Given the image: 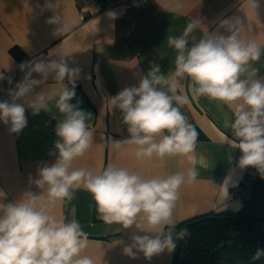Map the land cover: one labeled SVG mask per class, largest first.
<instances>
[{"label":"crops","instance_id":"1","mask_svg":"<svg viewBox=\"0 0 264 264\" xmlns=\"http://www.w3.org/2000/svg\"><path fill=\"white\" fill-rule=\"evenodd\" d=\"M129 1L0 0V72L19 70L22 75L15 77L19 82L25 74L19 67L22 62L64 57L70 67L81 69L75 97L69 102L78 103L79 109L92 116L87 124L93 132V144L74 161V168L98 173L115 164L145 178L186 174L189 168H195L199 173L196 181L180 188L174 213L177 227L209 213L238 212L244 204L231 197L230 189L244 177L246 168L238 167L239 151L227 144L231 130L225 127V120L232 118V113L226 105L194 96L190 82L182 81L177 94L189 96L190 103L180 110L198 134L195 152L191 158L137 160L127 145L121 149L112 146L111 140H123L129 134L120 111L111 109L108 99L125 87L137 85L134 73L146 74L152 64H158L164 75L173 71L176 51L168 46L167 36L182 35L194 20L200 21L192 34L197 40L207 31L230 35L222 22L239 20L236 28L241 38L264 48V0H255L256 8L251 0H150L128 7ZM46 2L58 7L53 11L45 7ZM110 12L116 14L115 19L108 15ZM57 14L62 17V32H57L60 26L47 22ZM192 43L190 39L189 46ZM254 66L264 77V55ZM32 78L40 76L33 73ZM5 87L6 83L0 82V95ZM42 88L50 97L51 112L41 111L34 116L26 108L27 126L19 134L10 133L9 125L0 122V202H13L28 192L47 197V190L30 183V177L38 179V167L55 162L56 157L49 153L55 151V127L63 117L55 107L59 85L50 77L33 94ZM73 208L75 218L88 234L89 244L83 255L93 258L95 264H173L175 251H164L150 260L136 250L135 259L125 256L122 249L131 243L132 235L143 233L135 227L125 230L120 225L105 224L91 194L83 188L75 191L71 201L54 204L50 213L57 219L71 218ZM214 264L229 263L219 259ZM258 264H264V259Z\"/></svg>","mask_w":264,"mask_h":264},{"label":"clouds","instance_id":"2","mask_svg":"<svg viewBox=\"0 0 264 264\" xmlns=\"http://www.w3.org/2000/svg\"><path fill=\"white\" fill-rule=\"evenodd\" d=\"M252 6L257 7L255 0ZM55 11L58 4L46 2ZM113 19L115 13H108ZM49 24L64 30L62 17L53 15ZM228 20L221 26L230 35L207 33L197 40L194 31L200 21L187 24L182 35L167 36V44L176 51L173 71L164 75L158 64H152L146 74L138 76V84L123 88L109 98L111 109H118L127 126L128 138L112 141L115 149L127 145L137 160L185 156L191 158L196 150L197 132L181 112L190 103L187 94H177L178 85L188 80L194 96H204L226 105L232 118L225 120L231 137L230 148L241 153L238 167L254 168L264 177V77L258 75L264 48L255 41L239 35L236 24ZM193 43L189 46V40ZM22 79L10 88V101H0V122L9 125L10 133L19 134L27 126L26 108L32 114L51 112L49 95L35 92L51 77L58 85L55 107L62 114L55 127V162L38 167V179L31 180L47 197L31 192L9 202H0V264H95L83 255L89 244L88 234L75 218H56L50 208L57 202L71 201L76 190H87L96 205L99 218L108 225H120L138 233L124 246L125 256L135 259L136 251L151 259L164 251L172 253L177 242L189 236L187 228L177 230L174 213L180 198V188L192 184L199 173L189 168L165 177L145 178L115 164L94 173L87 168H74V161L83 157L93 144V132L87 121L90 113L72 104L76 81L81 69L70 67L63 57L45 61L41 58L20 64ZM27 69V71H25ZM37 73L40 79H34ZM67 78V84L65 79ZM12 80L0 72V81ZM71 85V87H69ZM227 178L225 185H227ZM227 192V187H226ZM227 207V206H226ZM136 250V251H134ZM264 258V248L257 247L252 260Z\"/></svg>","mask_w":264,"mask_h":264},{"label":"trees","instance_id":"3","mask_svg":"<svg viewBox=\"0 0 264 264\" xmlns=\"http://www.w3.org/2000/svg\"><path fill=\"white\" fill-rule=\"evenodd\" d=\"M209 213L188 222L189 236L181 240L173 264H214L222 259L229 264H258L252 260L257 247L264 248V177L261 178L252 204L243 212ZM238 214L235 217H230ZM178 244V242H177Z\"/></svg>","mask_w":264,"mask_h":264},{"label":"built area","instance_id":"4","mask_svg":"<svg viewBox=\"0 0 264 264\" xmlns=\"http://www.w3.org/2000/svg\"><path fill=\"white\" fill-rule=\"evenodd\" d=\"M150 0H131L127 3V6H135L143 3H147ZM6 77L11 78L12 83L9 84L7 79L0 81L6 83V87L0 95V101H10V97L7 95V92L10 88H14L15 84V77L18 78L20 75V71L16 72H9V71H2ZM241 153L239 152V157ZM259 173L252 167H248L245 170L244 177L230 189V195L233 198L240 200L244 205L247 203L249 198L251 197L253 187L257 179L259 178Z\"/></svg>","mask_w":264,"mask_h":264},{"label":"water","instance_id":"5","mask_svg":"<svg viewBox=\"0 0 264 264\" xmlns=\"http://www.w3.org/2000/svg\"><path fill=\"white\" fill-rule=\"evenodd\" d=\"M261 178H262V177L259 176V178H258L257 181L255 182L254 187H253V191H252V194H251V197L249 198V200L247 201V203L244 205V207L241 209L240 212L245 211V210H246V209L252 204V202H253V200H254L255 193H256L257 186H258V184H259ZM236 215H238V214H234V215H232V216H230V217H235ZM195 222H196V221L188 222L187 224H185V225L182 227V229H183V228H187L189 225H191L192 223H195ZM180 244H181V241H178L177 248H176V255H178V252H179V249H180Z\"/></svg>","mask_w":264,"mask_h":264}]
</instances>
